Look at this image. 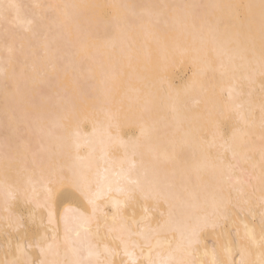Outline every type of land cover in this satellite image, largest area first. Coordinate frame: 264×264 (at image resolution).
Instances as JSON below:
<instances>
[{"label": "bare ground", "instance_id": "obj_1", "mask_svg": "<svg viewBox=\"0 0 264 264\" xmlns=\"http://www.w3.org/2000/svg\"><path fill=\"white\" fill-rule=\"evenodd\" d=\"M251 225L264 0H0V264H256Z\"/></svg>", "mask_w": 264, "mask_h": 264}, {"label": "rangeland", "instance_id": "obj_2", "mask_svg": "<svg viewBox=\"0 0 264 264\" xmlns=\"http://www.w3.org/2000/svg\"><path fill=\"white\" fill-rule=\"evenodd\" d=\"M70 198V197H69ZM68 197H67V200L69 199ZM70 200H72V198L70 199ZM61 201H62V199H61ZM27 210H23V214H25V220H26V222H27V217H28V212H26ZM247 226L248 225H244V228H247ZM251 226H255V225H251ZM29 227V226H28ZM224 227H225V229H226V232H233L236 228H235V226H230V225H224ZM256 227V226H255ZM30 228H31V230L32 231H34L33 230V228H32V226H30L29 228H27L29 231H28V233H31L32 231L30 230ZM256 229H258V231H259V233L260 234H264V231L263 230H261L260 228H258V227H256ZM35 232V231H34ZM33 233V232H32ZM226 233H224V235H225ZM215 239V241H217V242H219V245H228V243H229V240H227V239H222L221 237H217V235L216 236H214V237H209L208 238V240H214ZM241 243H246L247 244V247H249V245H251L250 243H248V241H246V240H241L240 241ZM264 240H262L261 241V243L258 245V248L259 249H262V251H263V253H264ZM263 244V245H262ZM250 247H254V246H250ZM263 257H264V254H263ZM263 260H264V258H263ZM263 260L261 261V264H263L264 262H263ZM260 261H259V263L258 264H260ZM256 263V264H257Z\"/></svg>", "mask_w": 264, "mask_h": 264}]
</instances>
